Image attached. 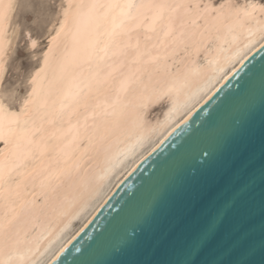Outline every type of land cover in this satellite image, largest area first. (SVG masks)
Masks as SVG:
<instances>
[{"label": "snow or ice", "instance_id": "6c2138e0", "mask_svg": "<svg viewBox=\"0 0 264 264\" xmlns=\"http://www.w3.org/2000/svg\"><path fill=\"white\" fill-rule=\"evenodd\" d=\"M17 8L21 12L16 17L15 32L24 39V44L17 45L13 57L20 68L29 73L28 83L33 87L22 100L19 113L9 111L10 106L0 99V139L8 143L4 136L5 116L18 117L31 106L32 123L36 125L39 122L40 127L45 123L54 124L58 118L61 124H68L70 132L74 117L77 124L82 118L85 127L89 120L93 127L102 124L105 135L100 137L98 150L109 164H113L116 158L108 148V133L117 131L119 123L106 119L98 123L100 117L115 114L104 110L99 102L100 95L106 91L104 85L115 70L113 64L106 63L109 53L127 56L132 50L137 61L145 64L159 62V49L166 46L172 47L174 52L185 53L191 48L198 54L197 37L203 38L205 32L210 36L213 30L218 32L226 24L247 27L250 33V26L254 24L255 32L264 40V0L244 4L238 0H219L216 4L203 6L199 0H141L138 4L134 0H104L103 3L89 5L74 4L73 0H66V3L23 0L20 4L9 0L7 10L15 14ZM70 18L77 29L85 20L90 27L96 28L95 38L86 46L82 61L87 68L81 66L80 69L81 73L89 72L83 88L75 81L58 86L65 79L68 62L63 56L55 61L52 57L53 45L67 48L62 36ZM5 20L11 23V17L0 0V29ZM99 21L103 22V32ZM53 32L55 35H51ZM133 32L137 34L135 45L132 44ZM48 36L51 39L46 44L47 50L41 52V60L34 53L39 42ZM77 43L74 36L73 45ZM261 47L264 48V44ZM2 55L0 44V59ZM34 60L39 61L37 65H32ZM53 61L52 78L37 104L35 84ZM6 71L0 64V86L4 84ZM180 75L178 67L166 86L159 80L153 82L149 76L147 82H141L142 91L134 95V107H146L142 102L135 103L136 100L147 98L154 103H162L170 98ZM257 75L264 85V64L252 66L223 96L216 94L213 97H218L215 107L201 123V127L218 130L221 134L219 155L203 153L205 157L212 156L213 160H218L215 169L211 173L194 171L143 203L139 223L126 234L122 245L114 249L110 264H264V101L258 117L247 102ZM73 87L78 91L73 92ZM58 102L60 108L56 111L54 106ZM111 107L114 109L115 105ZM142 116V111L136 112L137 119H142ZM13 123L19 124V120L9 119V132ZM42 157L43 150L34 140L27 146L17 144L15 152L0 158V208L6 209L9 225L16 217L15 198L24 182L39 181L43 188L53 178L51 168L44 169L32 163L40 160L42 164ZM89 167L90 164L85 162L81 174L76 177L81 185L89 182ZM152 180L153 174L150 173L145 182L151 184ZM129 200L140 202L141 196L134 192ZM3 226L0 223V228ZM50 264L68 262L57 255ZM72 264H89V261L73 260Z\"/></svg>", "mask_w": 264, "mask_h": 264}, {"label": "bare ground", "instance_id": "6f19581e", "mask_svg": "<svg viewBox=\"0 0 264 264\" xmlns=\"http://www.w3.org/2000/svg\"><path fill=\"white\" fill-rule=\"evenodd\" d=\"M63 1L66 3V0ZM93 2L103 3L104 0H73L74 4L89 5ZM134 2L138 4L141 0ZM247 2L259 1H239L240 4ZM2 3L11 17V11L7 10L9 0H2ZM199 3L202 6L212 5L209 0H199ZM75 11L73 9V12ZM60 18L63 19L62 16ZM8 23L9 21L5 20L3 28L0 29V44L3 48L0 64L3 66L13 46L12 36L10 38L7 34ZM98 23L101 25L100 31L103 32V22ZM200 23L203 25L204 21L201 20ZM250 27L251 33L247 27L237 24H226L218 32L213 30L210 36L205 32L203 38L197 37L196 40L198 54L191 48L185 53L174 52L170 46L161 47V59L157 63L145 64L137 61L132 50H129L127 56L109 53L110 58L106 63L113 64L115 70L104 85L106 91L100 95L99 102L104 110L115 114L100 117L98 123L105 119L119 123L117 131L108 133V148L116 158L113 164L107 163L103 153L98 150L100 137L105 135L102 124L100 127H93L92 121L89 120L88 126L85 127L82 118L77 124L74 117L70 132L68 124H61L58 118L56 123H45L40 127L39 122L36 125L32 123L31 106L25 114L18 117L6 115L4 136L8 143L0 139V153L3 154L0 158L15 152L17 144L27 146L35 140L43 150V157L42 164L40 160L32 163L44 169L51 168L53 178L46 182L43 188L39 181L24 182L19 196L15 198L16 217L10 225L7 222L10 217L6 216V209L0 208V223L4 225L0 228V264H35L36 261L40 264H50L55 261L56 256H60L84 230L132 172L199 110L242 64L262 48L264 40L255 32L254 24ZM95 34L96 28L90 27L87 20L77 29L72 19H69L62 36L67 48L53 45L54 61L63 56L68 62L65 79L58 86L62 87L75 81L83 88L87 83L89 72L81 73L80 69L81 66L87 68V65H82V61L85 58L86 46L95 38ZM52 35H55V32ZM136 35L135 32L132 33L133 45L136 43ZM74 36L78 41L76 45H73ZM50 39L51 37L48 40ZM140 39L143 47L142 32ZM54 61L35 84L37 93L34 99L37 104L40 103L43 90L48 87L52 78ZM178 67L181 69L180 78L171 97L165 99V105H162L161 111L154 118H148L147 113L158 103L146 98L143 101H135L146 104L145 108L134 107V95L142 91L141 82H147L151 76L153 82L159 80L166 86L172 79L171 74L175 73ZM32 87L30 84L28 91H31ZM72 91L76 92L78 89L73 87ZM111 105H115V108ZM20 107L21 104L16 110H8L19 113ZM54 107L59 111V102ZM51 110L50 107L49 111ZM137 111H142V119L136 118ZM9 119L19 120V124L11 125V132ZM33 148H36V145H33ZM85 162L90 164L89 182L87 185H81L76 177L81 174Z\"/></svg>", "mask_w": 264, "mask_h": 264}, {"label": "water", "instance_id": "95a60500", "mask_svg": "<svg viewBox=\"0 0 264 264\" xmlns=\"http://www.w3.org/2000/svg\"><path fill=\"white\" fill-rule=\"evenodd\" d=\"M264 64V48L253 54L211 97L223 96L252 66ZM218 98V97H217ZM217 98L209 99L199 110L175 130L152 154H150L112 194L84 230L69 244L60 257L72 264L73 260L87 259L89 264H110L113 251L122 245L126 234L140 220L143 203L164 188L187 178L194 171L211 173L218 165L212 156L219 155L221 134L218 130L201 127ZM264 101V85L259 75L253 81L248 103L259 116ZM199 128V131H196ZM259 142V120L256 121V144ZM153 174L151 184L145 182ZM141 196L140 202L129 200L132 193ZM257 259L259 257L257 256Z\"/></svg>", "mask_w": 264, "mask_h": 264}, {"label": "rangeland", "instance_id": "374dc122", "mask_svg": "<svg viewBox=\"0 0 264 264\" xmlns=\"http://www.w3.org/2000/svg\"><path fill=\"white\" fill-rule=\"evenodd\" d=\"M62 1L63 0H56V3H62ZM209 1H211L212 4H216L218 3L219 0H209ZM239 1L241 0H238V2ZM15 2L17 4H20L23 2V0H15ZM45 2H47V0H45ZM20 12H21L20 8L16 9L15 14L11 12V23H8L9 25L7 29V34L9 35L10 38L12 36L11 40L13 42L12 43L13 46H11L10 51L7 55V58L5 60L4 67L7 69V71L4 73V77H5L4 84L0 86V99H3L5 104L10 106L9 107L10 110H16L19 107L22 100L26 97V94L30 86V84L28 83V79L30 78L29 73L21 69L13 57V51L17 47V45L24 44V39L22 37H19L17 33L15 32V25L17 22L16 17L20 15ZM42 23L43 21H41V24ZM37 27H40V25H38ZM52 34L53 33H51V35ZM50 37L51 36H48V39ZM48 39L41 40L38 45V48L35 50L34 54L40 59H42V55H41L42 50L43 51L46 50V44L48 42ZM38 62L39 61L34 60L31 63L32 65H37ZM163 104L165 105L164 101L160 103V105L159 103L156 105H153L151 109L148 110V113H147L148 118H154L155 115H157L161 111Z\"/></svg>", "mask_w": 264, "mask_h": 264}]
</instances>
